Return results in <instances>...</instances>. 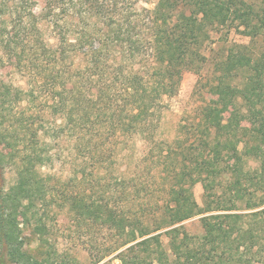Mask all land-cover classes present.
Listing matches in <instances>:
<instances>
[{
  "label": "trees",
  "instance_id": "trees-1",
  "mask_svg": "<svg viewBox=\"0 0 264 264\" xmlns=\"http://www.w3.org/2000/svg\"><path fill=\"white\" fill-rule=\"evenodd\" d=\"M42 1L37 14L31 0H0V48L35 74L27 90L0 84V264H72L49 243V211L55 207L68 208L79 226L93 221L114 230L118 264H264V0H157L151 8L139 6L141 0ZM43 20L56 32L54 45L44 36ZM223 27L263 44L258 49L253 42H234L211 60L219 100L202 107L191 145L179 136L176 150L169 147L162 155L165 203L154 205L151 195L137 198L138 188L125 196L131 208L119 212L86 190H56L44 172L53 161L47 108L73 124L75 147L88 151L85 159L99 154L98 163L105 161L119 129L153 142L165 96L179 92L183 72L206 63L203 51L212 32ZM96 37L104 40L95 56L111 50L128 55L114 72L125 82L116 108L109 83L96 100L70 101L63 90L68 82L77 85L65 76L68 59L74 64L73 57L94 46ZM37 75L46 80L35 86ZM43 90L52 94L51 103L48 95L39 98ZM102 127L112 134L101 133ZM241 154L255 157L258 167L231 172L230 160ZM10 167L15 181L6 186ZM198 182L203 205L193 190ZM121 183L126 191L127 178ZM198 214L202 234L176 226ZM26 229L38 241L33 249Z\"/></svg>",
  "mask_w": 264,
  "mask_h": 264
},
{
  "label": "rangeland",
  "instance_id": "rangeland-1",
  "mask_svg": "<svg viewBox=\"0 0 264 264\" xmlns=\"http://www.w3.org/2000/svg\"><path fill=\"white\" fill-rule=\"evenodd\" d=\"M156 1L141 0L138 5L151 8ZM31 3L33 10L40 14L44 5L43 1L31 0ZM78 19L79 17H73L69 20L76 22ZM41 25L45 38L51 44H56L57 35L51 22L43 20ZM103 40L96 37L94 46L85 47L82 52L73 57L74 64L71 65V58L68 59V65L65 66V76L66 78L73 76V81H77V85L68 82L65 85L66 88L63 89L70 101L78 102L85 98L96 100L100 88L105 83H109L112 86L113 100L118 98L114 108L117 104L122 105L123 101L120 95H122L125 86L124 77L116 75L114 72L118 64L123 62V59L126 61L128 55L127 52L119 55L118 52L111 50L108 54L106 51L103 55L95 56L94 50L100 46ZM234 42L245 44L253 42L252 44L258 49H261L263 44L262 39L251 41L248 36L235 29L228 31L226 27H223L214 30L209 44L203 51L208 57L206 63L201 67L198 64L199 66L195 70L183 72L179 92L171 97L165 96L161 109L162 115L157 121L158 126L154 141H146L142 134L128 136L123 133L122 129H119V138L114 146L115 150L111 151L113 154H108L107 159L102 163H98L99 154L95 158L85 159L84 155H89L88 151L81 152L75 147L76 130L73 124L67 125L66 120L60 117V114L54 116L51 114L52 109L47 108L46 112L49 115L47 127L51 128L48 132L51 136H46V140L51 146L53 161L44 168V172L52 177L50 183L56 185V190L59 191L86 190L88 195L92 194L94 199L109 203L119 212L128 211L131 208L125 196H129L130 190L134 191L138 188L141 192L136 195L137 198L151 195L154 199L152 201L154 205L155 202L165 203L167 194L164 191V177L166 174L161 169L163 168L162 161H166V157L164 159L162 155H168L169 147L176 150L175 141L179 136L182 140H186L185 145H191L195 138L194 130L200 119L202 107L206 103L213 104L219 100L213 84L210 62L216 57V53L221 55ZM114 56L117 58L115 59ZM136 59L134 65L138 66L140 65L139 58ZM34 78V71L19 67L14 58L5 55L0 48V84H13L15 87L27 90L31 88L32 84L34 85L32 82ZM36 80L35 86H38L46 79L37 75ZM49 93V91L45 93L43 90L39 92V98L42 99L48 95L50 97L49 103H51L53 96ZM117 107L118 109L121 108ZM226 112L228 113L227 110ZM244 124L249 127L248 122H244ZM61 126L62 129H60ZM101 133L111 135L112 130L102 127ZM240 150H245V140L240 144ZM229 165L231 172H235L240 168L254 170L258 167L259 162L253 156L241 154L240 158L231 159ZM124 178H127L126 191L121 188V180ZM130 178L133 180L130 181ZM14 181L15 169L13 167L7 168L5 173L6 186L11 185ZM193 190L197 201L203 205L204 188L202 183H196ZM243 204L240 202L239 205ZM148 207L151 209L153 206ZM60 208L55 207L51 212L49 211L52 221L50 222L51 230L48 238L50 245L52 244L57 249L62 258L63 256L69 257L72 264H94L99 256L108 253L97 264H118L120 262L119 258L116 257L120 250L113 251V247L120 241L114 230L101 222L93 221H87L79 226L73 216L69 214L68 208L59 211ZM136 208L139 209L137 206ZM243 211L248 212L250 210ZM201 217V214L195 215L176 226H183V229L192 235L202 234ZM25 235L31 242L29 247L35 248L38 245L36 237L31 234L29 229L25 230ZM162 239L167 243L165 235ZM47 248L50 249L48 246Z\"/></svg>",
  "mask_w": 264,
  "mask_h": 264
}]
</instances>
